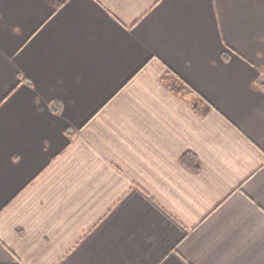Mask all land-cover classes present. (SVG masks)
Wrapping results in <instances>:
<instances>
[{
    "label": "crops",
    "instance_id": "crops-1",
    "mask_svg": "<svg viewBox=\"0 0 264 264\" xmlns=\"http://www.w3.org/2000/svg\"><path fill=\"white\" fill-rule=\"evenodd\" d=\"M260 77L264 0H0V264H264Z\"/></svg>",
    "mask_w": 264,
    "mask_h": 264
},
{
    "label": "trees",
    "instance_id": "trees-1",
    "mask_svg": "<svg viewBox=\"0 0 264 264\" xmlns=\"http://www.w3.org/2000/svg\"><path fill=\"white\" fill-rule=\"evenodd\" d=\"M256 84L260 87V88H262V89H264V78H262V77H260V78H258L257 80H256ZM192 157V155H188V157ZM187 156H186V158H188ZM185 157H183V163H184V160L186 159ZM189 163V162H188ZM190 166H193V168L194 169H197L198 168V164L195 162V163H191V165Z\"/></svg>",
    "mask_w": 264,
    "mask_h": 264
}]
</instances>
